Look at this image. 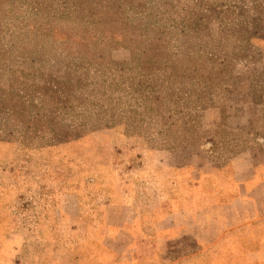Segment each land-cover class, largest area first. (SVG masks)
I'll use <instances>...</instances> for the list:
<instances>
[{"label": "rangeland", "instance_id": "374dc122", "mask_svg": "<svg viewBox=\"0 0 264 264\" xmlns=\"http://www.w3.org/2000/svg\"><path fill=\"white\" fill-rule=\"evenodd\" d=\"M220 199L254 223L200 254L172 214ZM263 239L264 0H0V264H264Z\"/></svg>", "mask_w": 264, "mask_h": 264}, {"label": "crops", "instance_id": "0c3cea01", "mask_svg": "<svg viewBox=\"0 0 264 264\" xmlns=\"http://www.w3.org/2000/svg\"><path fill=\"white\" fill-rule=\"evenodd\" d=\"M236 201H222L220 199L217 202H213V204H209L207 207H194V206H185L184 209H181L180 211H176L172 215H181L183 214V218L185 223H178L177 226L178 229L181 232H184L185 235H191L194 237V239L199 243V246L201 247V253H205L208 248L212 245V247H215L217 243L223 242L224 238L226 241L228 240H233V242L240 240V235L236 234L233 235V238L230 237L229 235H226L225 231L230 228H236L238 225L243 224V223H254L253 220L254 218L247 220V221H242V219H237L236 217H233V220L227 219L224 215L217 214V215H207L208 212H205V210L210 211L213 208H225L228 207H234L236 206ZM230 218V217H229ZM191 222L192 224L190 227L188 223ZM221 222V224H220ZM250 228V227H249ZM225 236L223 238V235ZM231 236V234H230ZM252 240V238H249V235L247 236L246 240ZM258 239L254 238L253 240ZM264 241V239H263ZM238 250L234 249L233 255H230V258L227 259H222V260H212L210 264H255L256 261V254L252 250H247L243 251L241 254H235L234 252H237ZM261 251L257 252L258 253ZM263 256V255H261ZM253 259V261H251Z\"/></svg>", "mask_w": 264, "mask_h": 264}]
</instances>
